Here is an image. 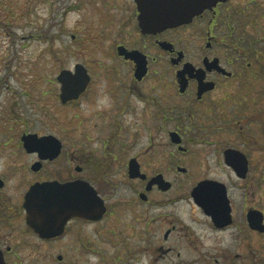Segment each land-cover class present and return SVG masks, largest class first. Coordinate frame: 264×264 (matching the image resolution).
I'll use <instances>...</instances> for the list:
<instances>
[{
    "label": "flooded vegetation",
    "instance_id": "1",
    "mask_svg": "<svg viewBox=\"0 0 264 264\" xmlns=\"http://www.w3.org/2000/svg\"><path fill=\"white\" fill-rule=\"evenodd\" d=\"M166 1L76 5L99 51L64 69L87 81L78 96L57 98L99 144L72 128L28 152L22 134L21 162L0 165V264H264V0H180L183 22L162 27ZM54 182L95 202L65 216L36 198L31 223L27 194Z\"/></svg>",
    "mask_w": 264,
    "mask_h": 264
},
{
    "label": "rangeland",
    "instance_id": "2",
    "mask_svg": "<svg viewBox=\"0 0 264 264\" xmlns=\"http://www.w3.org/2000/svg\"><path fill=\"white\" fill-rule=\"evenodd\" d=\"M81 4L82 0H0V165L21 162L16 148L22 147V134H54L69 142L66 132L73 128L77 147L91 151L98 146L97 141L80 140L81 127L70 122L57 98L60 71L90 62L84 53L99 51L95 43L85 51L79 42L84 11L75 7ZM124 125L142 130L141 122ZM88 261L95 264L96 259L88 256Z\"/></svg>",
    "mask_w": 264,
    "mask_h": 264
},
{
    "label": "water",
    "instance_id": "3",
    "mask_svg": "<svg viewBox=\"0 0 264 264\" xmlns=\"http://www.w3.org/2000/svg\"><path fill=\"white\" fill-rule=\"evenodd\" d=\"M153 11H157L156 16H154V23L161 25L162 27H172L183 22L182 18L184 17V11L181 7L180 9V0H167L160 3L159 9L154 8ZM78 70H81L80 65L77 66ZM79 78L85 73L82 71L78 72ZM70 73L66 70H63L58 76V81L61 84V100L65 103L70 98H76L80 92V86L86 84L87 81H82L81 79L72 81L69 78ZM24 148L28 152L34 151L36 148L44 147H55L58 151L61 149L60 141L54 136H45L39 138L36 134H26L22 138ZM195 196V192L193 194ZM85 196V197H84ZM40 198L41 200H46L45 203L58 206L61 204L63 206V213L65 216L81 214L82 208H76L74 205H80L85 198V203H88L89 206L95 202V193L90 189L87 192L79 186V184H59L58 182L49 183L45 185H36L26 196V209L28 212V218L32 223L36 220L35 213L37 209L34 206V199ZM83 199V200H82ZM42 212V211H41Z\"/></svg>",
    "mask_w": 264,
    "mask_h": 264
}]
</instances>
